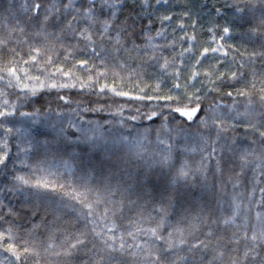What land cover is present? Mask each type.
I'll return each instance as SVG.
<instances>
[{"label": "snow or ice", "instance_id": "obj_1", "mask_svg": "<svg viewBox=\"0 0 264 264\" xmlns=\"http://www.w3.org/2000/svg\"><path fill=\"white\" fill-rule=\"evenodd\" d=\"M128 3L0 0V195L23 198L0 200V264H264V0L213 5L232 16L201 47L189 11L156 30L169 0H131L121 18ZM70 89L156 101L143 116L161 123L133 136L36 106L53 90L69 105ZM57 156L75 179L46 166Z\"/></svg>", "mask_w": 264, "mask_h": 264}, {"label": "trees", "instance_id": "obj_2", "mask_svg": "<svg viewBox=\"0 0 264 264\" xmlns=\"http://www.w3.org/2000/svg\"><path fill=\"white\" fill-rule=\"evenodd\" d=\"M19 2V0H17ZM225 0H169L168 5H161L159 6L158 11L153 10L151 15V20L153 22V28L156 30H159L160 23L158 20H156V16L160 14H172L173 20L177 21L179 18L180 13H183L185 11L190 12V18L192 20H195L197 23V29H196V37H197V47H201L206 45V43L210 40L211 33L208 32L209 27H214L215 24L223 25L226 21H229L232 16V10L230 9H223L222 11L226 13V15L218 16L214 10L213 5L216 7H222ZM152 3L155 8V0H152ZM133 5L131 3V0H129V3L127 7L125 8L124 12L121 13V18L129 15L131 12L132 15H135V12H132ZM136 11H139V9H136ZM149 17H138L137 18V36H139L140 28L145 27L148 23ZM168 26L167 23L165 25ZM175 27V25H173ZM188 35L192 34V30L188 29ZM238 32L244 31V29H237ZM172 32V28H169V33ZM217 32H219V29H217ZM155 35V32L152 33ZM183 35V32L179 28H176V36L179 37ZM171 36H169V39L171 40ZM228 43L234 44L235 46L241 48V50L247 49V52H251L253 50L252 44L248 42L247 37L241 36V35H233L231 38H226ZM158 43H163V40L157 39ZM177 43L179 44L180 41L177 40ZM24 47V46H22ZM24 51L26 52V47L24 48ZM171 49L165 50V55H168L169 52H171ZM180 48H176V52H179ZM247 54V53H246ZM240 59V57H238ZM69 64L71 61L68 62ZM255 67L259 69L261 67L260 63L258 62ZM124 74V73H122ZM11 92V90H9ZM61 94H65L68 96V98L71 100V104L64 105L63 101H60L57 99L56 91L53 90L51 92H45L42 96V98H39V103L36 105L37 107H40L41 104L50 106L53 109H56L57 106L60 107V111H63L67 116L73 119H78L82 121H88V120H99L101 123H104L106 121H111L112 123L109 125L105 123V127L112 128L113 131H120L125 134L129 130L132 131L133 136H135L137 130L140 132H143L144 127H147L149 125H152L153 127H158L161 123L160 117L157 116L155 118V123L153 124V121L147 120L145 116H143V113L145 112H151L156 105V101H136V100H130L127 97H115L112 95V93L104 94H90L85 90L84 92H80L78 89H70V90H62ZM90 101L95 102L99 101V103H90ZM210 102V101H209ZM224 103H230V100L225 97ZM162 103V102H161ZM79 106V108L77 107ZM241 108V111L243 110L242 105H238ZM84 108H97L102 109L98 112H91V111H81L80 109ZM139 108L140 112L137 113L136 109ZM24 111H32L31 107H25L23 109ZM75 110V111H74ZM131 116H137V120L133 121L129 119ZM55 119V117H53ZM121 121H123V127H121ZM154 140V135L151 137ZM191 143H194V141H190ZM152 147H155L153 144ZM15 149H13V152ZM198 159L199 157L196 156ZM68 157H48L46 159V166L51 169V171L56 172L57 170L60 173H63L65 177L73 178L75 179L76 176L73 175V172L71 169H66L63 166L62 160H68ZM29 163H34L32 159H29ZM69 163H73L69 160ZM24 171H27V169H24ZM79 175V173H77ZM3 191V183L0 182V192ZM229 195L225 197V199H230L231 196V187L229 186ZM257 199H259V193L257 192ZM0 200L3 201L5 205L8 207H12L14 210L22 211L21 205L23 203L22 197H14L12 194L4 192L3 195H0ZM5 212H7V208L4 209ZM7 219H11L10 217H6ZM18 224L22 225L21 228L22 234H24L25 229L31 228V224L29 223L28 218L24 217V215H21V218L17 221ZM33 223H39V217H36L32 221ZM3 227H7V225L0 224V230H2ZM0 258H3L0 256Z\"/></svg>", "mask_w": 264, "mask_h": 264}]
</instances>
